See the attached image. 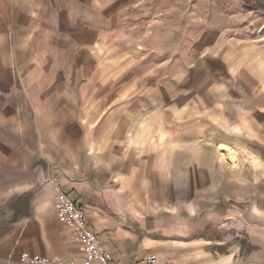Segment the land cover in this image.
<instances>
[{
	"label": "crops",
	"instance_id": "0c3cea01",
	"mask_svg": "<svg viewBox=\"0 0 264 264\" xmlns=\"http://www.w3.org/2000/svg\"><path fill=\"white\" fill-rule=\"evenodd\" d=\"M232 3L0 1V264H33L24 254L83 262L53 185L85 206L113 264L150 254L158 264H264L261 231L239 242L201 231L217 205L264 229V93L240 118L209 109L218 133L169 114V61L180 65L176 53L192 46L170 39L185 21L193 38L214 37L201 47H221L209 22L231 18ZM218 144L222 158L211 156ZM229 146L242 148L236 166Z\"/></svg>",
	"mask_w": 264,
	"mask_h": 264
},
{
	"label": "rangeland",
	"instance_id": "374dc122",
	"mask_svg": "<svg viewBox=\"0 0 264 264\" xmlns=\"http://www.w3.org/2000/svg\"><path fill=\"white\" fill-rule=\"evenodd\" d=\"M224 6L223 3L219 4L218 9L224 11ZM226 7L231 9V18L209 22L211 26L217 27V42L221 47H201L214 37L204 33L196 35L194 32L193 38L192 29L185 28V21H181L180 29L176 26L178 30L174 38L170 39V43L173 42L171 40H181L184 45L197 47H182L176 53L177 59L185 60L180 62V65H175V60L169 61L168 103L171 122H176L178 118L182 123L188 122L190 125L192 120L200 118L199 126L203 129L201 132L213 131L214 124L210 127L208 121L209 109L217 111L218 119L219 113H224V109H231L234 113L236 111L235 114L240 118L245 115L242 108L248 107L253 111L263 106L256 100L260 93H264V11L248 7L240 0H233L231 6ZM174 22L179 23L178 20L172 23ZM172 23L170 21V24ZM204 30L201 28V32ZM123 86L126 91L131 90L129 85ZM152 90L159 92L160 88L152 85ZM244 91L250 94L244 93L243 96ZM241 102H244L243 105ZM193 114L199 116L193 117ZM215 118L213 115V119ZM218 127L225 129L223 124ZM218 127L214 129L216 133L221 132ZM239 143L240 141H236V144ZM218 146L219 144L211 148V156L218 155L222 158V153L228 151L219 150ZM231 152L234 157L228 159L236 166L243 154L242 148L232 147ZM206 153L203 154L206 156ZM222 210L219 205L211 209V213L217 215L208 220L210 223L207 227L202 228L205 236L239 242L243 231L249 235H252L253 231H261L260 236L264 237V229L244 228L238 213L225 214Z\"/></svg>",
	"mask_w": 264,
	"mask_h": 264
},
{
	"label": "built area",
	"instance_id": "2783aa9c",
	"mask_svg": "<svg viewBox=\"0 0 264 264\" xmlns=\"http://www.w3.org/2000/svg\"><path fill=\"white\" fill-rule=\"evenodd\" d=\"M53 202L59 221L71 230V239L77 244L78 251L83 256L81 264H113L110 255L105 251L99 236L94 233L85 218V206L62 190L59 185H53ZM22 259L33 264H78L64 261L57 257H47L27 254ZM143 264H158L154 255H146ZM164 264H172L166 262Z\"/></svg>",
	"mask_w": 264,
	"mask_h": 264
},
{
	"label": "trees",
	"instance_id": "16d2710c",
	"mask_svg": "<svg viewBox=\"0 0 264 264\" xmlns=\"http://www.w3.org/2000/svg\"><path fill=\"white\" fill-rule=\"evenodd\" d=\"M246 5L253 7L255 9L260 8L264 9V0H243ZM17 214L14 215L9 221L14 220L17 218Z\"/></svg>",
	"mask_w": 264,
	"mask_h": 264
}]
</instances>
